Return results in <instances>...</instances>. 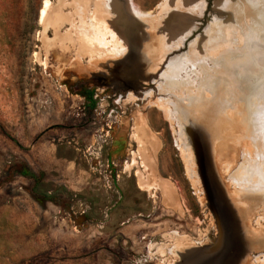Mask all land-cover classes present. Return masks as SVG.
<instances>
[{
	"label": "rangeland",
	"instance_id": "obj_1",
	"mask_svg": "<svg viewBox=\"0 0 264 264\" xmlns=\"http://www.w3.org/2000/svg\"><path fill=\"white\" fill-rule=\"evenodd\" d=\"M246 1L179 21L171 0H0V264H264V0ZM130 2L135 46L112 27Z\"/></svg>",
	"mask_w": 264,
	"mask_h": 264
},
{
	"label": "bare ground",
	"instance_id": "obj_2",
	"mask_svg": "<svg viewBox=\"0 0 264 264\" xmlns=\"http://www.w3.org/2000/svg\"><path fill=\"white\" fill-rule=\"evenodd\" d=\"M246 1V0H245ZM244 0H229V2H241L242 4H243V6L247 9L246 10V15H248V13L250 14V12H251V10L250 9H248V5L246 4V2H245ZM199 2V0H171V2H169V4H168V9H172L174 12H173V16L177 19V20H183L184 19V15L188 12V11H191V9H193V7L197 4ZM203 2V1H202ZM124 3H126L125 2V0H124ZM131 7H132V5H131V2H130V5L129 4H125L124 5V9H125V11L126 12H124L123 13V16H121V15H119L120 17L118 18V19H116V23H114L113 25H112V27L114 28V29H119V28H122V27H124V30H127V31H129V32H131V31H133V34L132 35H130V33H128L127 31V36H128V38H129V43L131 44V46H135V45H137V44H140V41L142 40V38L140 37V35L139 34H137V29L138 28H140V27H142V26H140V24H139V22L136 20V17H135V15L133 14L134 12H135V9H134V7H132L133 8V11H131ZM112 8H113V10H114V12H116L117 13V16H118V10L116 9V5H115V3L113 2V5H112ZM121 13V12H120ZM132 13V14H131ZM125 14H126V17H125ZM132 15V20L131 21H129L128 19H127V17H129V16H131ZM126 21V23H124L123 21ZM113 21V20H112ZM120 22H121V24H120ZM129 22H132L131 24H129ZM112 24V23H111ZM180 26V25H179ZM171 27H172V25L171 24H169V23H167V22H165L164 24H161L160 26H158V28H159V32H158V34L160 35V36H165V35H167L168 33H169V30H171ZM263 28V27H262ZM136 29V30H135ZM168 32V33H167ZM223 32H224V34H223V37L225 38V40H223V42L221 43V44H223V45H221V44H217L219 47H220V51H219V53H220V56H221V58H223V60L224 61H226L228 64H229V66H231L233 63V61L232 60H230V58L233 56V54H231V53H227L228 52V50H227V38L226 37H228V33H227V31L226 30H223ZM263 35V34H262ZM165 38V37H164ZM164 38H163V40H164ZM223 38V39H224ZM162 40V41H163ZM238 49V48H237ZM179 52L180 51H178V52H176V53H173L172 55H171V59L170 60H172V59H174L175 57H179V56H181L180 54H179ZM211 52V51H210ZM251 54V56L253 55L252 53H250ZM261 53V51H258L257 53H256V56H257V59L258 60H264V55ZM218 58V57H217ZM243 58V57H242ZM243 59H246V61H243L244 63L242 64L244 67H245V65H247L249 68H251L250 70L251 71H254V69L256 68V64H252L251 65V62L250 61H248V60H250V59H248L247 60V58L246 57H244ZM232 61V62H231ZM237 64H238V62H237ZM243 66H242V68H243ZM233 68V67H232ZM242 70V69H241ZM241 70H239V71H241ZM182 106V105H181ZM180 106V107H181ZM185 106V105H184ZM184 106H182V107H184ZM186 108H187V106H185ZM192 108V107H191ZM192 112L193 113H195V109L194 108H192ZM202 114V113H201ZM203 115V114H202ZM196 116H197V118H199V116L196 114ZM198 151H199V149H198ZM211 200H212V205H213V208H215V211L217 210V217H218V221L219 222H222V220H225V218H228L229 217V212H228V210H226V207H223V202L222 203H220L217 199H215L214 198V196L212 197L211 196ZM227 205V204H226ZM220 218V219H219ZM230 224V223H229ZM222 225V224H221ZM224 238V237H223ZM231 238V237H230ZM233 242V241H232ZM221 244H223V243H221ZM218 245V244H217ZM224 245V244H223Z\"/></svg>",
	"mask_w": 264,
	"mask_h": 264
},
{
	"label": "crops",
	"instance_id": "obj_3",
	"mask_svg": "<svg viewBox=\"0 0 264 264\" xmlns=\"http://www.w3.org/2000/svg\"><path fill=\"white\" fill-rule=\"evenodd\" d=\"M147 137H148V138H146V139H148L150 142H152V139H153V138H152V135H151V134H148ZM144 144H145V143H144ZM143 148H145V147H143ZM144 156H145V158L151 160V156H150V155H148V154H144ZM216 261H217V258L213 259L212 262H206V261H204L203 264H215Z\"/></svg>",
	"mask_w": 264,
	"mask_h": 264
}]
</instances>
